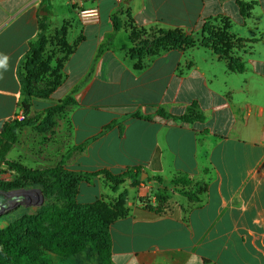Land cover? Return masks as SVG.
I'll list each match as a JSON object with an SVG mask.
<instances>
[{
	"label": "crops",
	"instance_id": "0c3cea01",
	"mask_svg": "<svg viewBox=\"0 0 264 264\" xmlns=\"http://www.w3.org/2000/svg\"><path fill=\"white\" fill-rule=\"evenodd\" d=\"M239 2L251 5L249 13H242ZM65 3L58 21L51 1V28L71 19L70 42L76 48L53 97L72 96L75 133L79 108L109 115L98 133L76 141L90 142L77 167L113 173L139 167L150 178L134 188L149 205L129 202L130 212L111 225L113 263L264 264V0H83L84 6L99 8L100 21L92 24L78 23L75 0ZM41 4L0 0V132L19 113L18 67L38 32V15L46 14ZM123 7L133 24L148 32L193 31L208 19H227L230 32L250 44L234 53L244 70H230L206 47L170 50L136 69L129 33L113 25V15ZM121 22L128 23L127 15ZM194 103L203 122L177 123L158 114L181 116ZM136 112L152 121L130 118ZM67 119L69 147L62 156L71 145V113ZM107 125L112 127L104 131ZM96 150L99 160L106 154L108 161L91 160ZM180 176L205 190L195 200L181 195L169 184ZM158 196L166 200V211ZM47 257L52 264L100 263L92 242L75 256Z\"/></svg>",
	"mask_w": 264,
	"mask_h": 264
},
{
	"label": "trees",
	"instance_id": "16d2710c",
	"mask_svg": "<svg viewBox=\"0 0 264 264\" xmlns=\"http://www.w3.org/2000/svg\"><path fill=\"white\" fill-rule=\"evenodd\" d=\"M51 1L42 0L41 11L46 12V14L38 15V32L30 41L29 50L18 67L21 85L19 112L22 111L24 118L19 119V113H17L13 120L5 123L0 132V161L3 163L2 166H6L17 177L28 179L50 177L54 181L52 187L61 191V197L46 204L37 213L24 216L0 231V264H52L47 257L48 253L65 258L75 256L85 251L90 242L96 244L99 264H114L112 260L111 225L130 211L121 210V207L117 205L105 207L101 201L79 203L74 195V181L84 177L106 174L119 182L128 179L132 187L135 188L143 182L141 178L145 172L142 168L129 169L119 175L108 170L98 172L70 171L65 167L70 151L62 156L56 166L41 170L27 168L7 158L17 143L21 130L30 124L28 116L32 111L33 99L41 97L37 94L38 91L34 86V78L39 77L40 74H48L54 79V83L52 86L48 85L50 88L46 90L45 96L54 94L66 79V74H62L64 73V66L76 48V44L72 48L67 42H62L65 64L60 63L56 68H51L54 56L50 55V58H46L47 33L51 28ZM239 6L243 14L249 13L251 9V5L246 2H239ZM122 15L128 17L126 25L121 22ZM112 19L115 31L125 28L129 33L132 43L129 55L132 60L136 61V69L147 67L164 52L174 49L187 51L194 47L212 49L215 54L227 61L228 67L232 71H242L245 68L240 58L235 57L234 54L227 55L225 53L226 50L223 46L228 47L230 44L227 32L231 28V23L225 18L208 19L199 30L193 31H186L179 27L151 30V38L146 29L133 24L129 12L125 11L124 7L118 9ZM217 22L224 25V28L221 29L222 36L218 38L212 36L210 30V25ZM145 35H147L146 38ZM161 43H169V47L164 48L162 52L159 51ZM25 62H27V66H25ZM71 102H73L72 96L66 95L62 104L68 105ZM158 114L163 118H172L177 123L193 124L205 120V116L195 103L188 107L181 116H173L163 110H160ZM130 118L152 121L151 116L139 112L131 114ZM111 127L112 125H107L103 130L106 131ZM89 143L88 141L86 144ZM156 158L158 160L159 152L156 154ZM2 166H0V172ZM148 179L150 178L147 176L144 181ZM156 180L160 183L164 182L162 178L157 177ZM169 184L179 187L177 191L192 200L197 199V194L205 190L202 186L195 185L189 176H180ZM157 200L160 204L166 202L161 196H158ZM146 205L148 206L149 202H146ZM156 207H160V205Z\"/></svg>",
	"mask_w": 264,
	"mask_h": 264
},
{
	"label": "rangeland",
	"instance_id": "374dc122",
	"mask_svg": "<svg viewBox=\"0 0 264 264\" xmlns=\"http://www.w3.org/2000/svg\"><path fill=\"white\" fill-rule=\"evenodd\" d=\"M66 0H55L57 5V20L61 21L65 14ZM78 23L84 24L77 15ZM71 19L66 23L60 22L55 24L51 30L48 31V45L46 48V58L53 59L51 68H56L58 64H65V54L63 53L62 42H67L72 48L75 43L71 41ZM224 25L221 22L212 23L210 25L211 34L214 37H220L221 29ZM65 34V35H64ZM150 38L152 34L149 32ZM230 38L228 47L223 46L227 55L234 53H243L250 48L248 40L227 32ZM147 35H145V38ZM209 38V37H207ZM169 43H161L159 51L162 52L164 48H168ZM91 48V44L87 49ZM195 48V47H194ZM191 49V48H190ZM84 61V60H83ZM27 66V62L24 63ZM62 74H65L62 73ZM34 86L38 91L39 98L33 99L32 111L28 116L30 124L25 126L19 135V139L13 149L8 154V159L34 170H41L56 166L62 158V149L69 147L67 118L71 113V145L67 151H70L69 159L66 160L65 167L70 171L75 172H98L87 171L78 168V158L84 151L87 144L75 145L76 141H81L87 135H94L98 133L102 126L109 120V115L104 112L96 110H89L86 108H79L74 116V121L78 126V132L75 133L73 129L72 112L76 104L64 105L62 98L53 97V94L45 96L47 89L54 83V79L48 74H40L39 77L34 78ZM66 151V152H67ZM117 154L120 155L119 149H116ZM97 150L92 153L91 160H97L101 163L108 161V156L103 155L104 160H99L97 157ZM66 154V153H65ZM64 154V155H65ZM70 160L71 166L68 167ZM2 162V161H1ZM1 163L0 166H2ZM107 170V169H105ZM101 171V170H99ZM110 171V170H108ZM111 172V171H110ZM125 172V171H123ZM120 173H113L119 175ZM145 174H147L145 172ZM142 180V179H141ZM144 181V180H143ZM53 179L44 177L39 179H28L24 177L14 176L6 166H2L0 177V231L5 227L21 219L24 216L35 214L40 208L54 202L61 197V191L52 187ZM71 187V185H70ZM34 189L41 190L45 201L40 204V195L35 192L27 191ZM8 192H14L13 195ZM137 190L132 187L128 179L122 182L113 180L106 174L92 176L87 178H80L74 181V195L76 200L81 204L93 203L101 201L105 207L117 205L121 210H129V202H148L147 197L142 198L136 193ZM138 200V201H137ZM121 204H123L121 206Z\"/></svg>",
	"mask_w": 264,
	"mask_h": 264
},
{
	"label": "built area",
	"instance_id": "2783aa9c",
	"mask_svg": "<svg viewBox=\"0 0 264 264\" xmlns=\"http://www.w3.org/2000/svg\"><path fill=\"white\" fill-rule=\"evenodd\" d=\"M75 3H77L78 16L84 24L98 23L100 21V11L97 6L86 7L83 4V0H75ZM18 118L21 120L24 118L22 111L19 112ZM161 208H163V211H166L168 205L163 203L161 204Z\"/></svg>",
	"mask_w": 264,
	"mask_h": 264
},
{
	"label": "water",
	"instance_id": "95a60500",
	"mask_svg": "<svg viewBox=\"0 0 264 264\" xmlns=\"http://www.w3.org/2000/svg\"><path fill=\"white\" fill-rule=\"evenodd\" d=\"M44 14H45V12H43ZM1 161H0V165H1ZM147 177V174H143L142 175V181L143 180H145V178ZM30 192H35V193H37V194H39L40 195V204L41 205H43L44 204V201H45V198H44V196H43V194L41 193V190H39V189H34V190H31V191H27V194H30ZM9 194H11V195H13L14 194V192H8Z\"/></svg>",
	"mask_w": 264,
	"mask_h": 264
}]
</instances>
